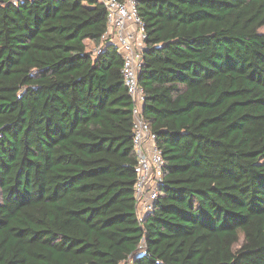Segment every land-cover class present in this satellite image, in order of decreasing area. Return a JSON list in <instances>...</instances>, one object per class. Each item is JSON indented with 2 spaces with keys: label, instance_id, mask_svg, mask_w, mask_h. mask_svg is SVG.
Returning <instances> with one entry per match:
<instances>
[{
  "label": "trees",
  "instance_id": "1",
  "mask_svg": "<svg viewBox=\"0 0 264 264\" xmlns=\"http://www.w3.org/2000/svg\"><path fill=\"white\" fill-rule=\"evenodd\" d=\"M134 1L163 159L141 217L106 6L0 0V264H264V0Z\"/></svg>",
  "mask_w": 264,
  "mask_h": 264
},
{
  "label": "built area",
  "instance_id": "2",
  "mask_svg": "<svg viewBox=\"0 0 264 264\" xmlns=\"http://www.w3.org/2000/svg\"><path fill=\"white\" fill-rule=\"evenodd\" d=\"M107 8V29L101 36L102 41L111 40L123 56L121 73L127 93L133 103L134 119L133 146L139 162V174L135 183L140 217L153 205L158 195L163 159L156 148L154 135L142 117L144 91L138 84L137 72L140 66V53L145 47V33L140 18L136 13L134 0H100ZM134 29L135 37L126 32L128 27ZM112 34L115 39L112 41ZM93 52L100 51L99 46Z\"/></svg>",
  "mask_w": 264,
  "mask_h": 264
},
{
  "label": "crops",
  "instance_id": "3",
  "mask_svg": "<svg viewBox=\"0 0 264 264\" xmlns=\"http://www.w3.org/2000/svg\"><path fill=\"white\" fill-rule=\"evenodd\" d=\"M126 32H128V33L131 32V34L135 37V33H134L133 26H132V27H131V26L128 27V28L126 29ZM111 36H112V41H114V39H115L114 34H112ZM135 39L138 40V37H135ZM86 44L88 45V47H91V46H92V43H91L90 41H86ZM90 44H91V45H90Z\"/></svg>",
  "mask_w": 264,
  "mask_h": 264
},
{
  "label": "rangeland",
  "instance_id": "4",
  "mask_svg": "<svg viewBox=\"0 0 264 264\" xmlns=\"http://www.w3.org/2000/svg\"><path fill=\"white\" fill-rule=\"evenodd\" d=\"M13 1H17V0H13ZM258 32L264 34V25L261 26V27L258 29ZM109 41H111V40H109ZM90 45H91V44H90ZM240 241H241V239H240ZM238 245H239V244H238Z\"/></svg>",
  "mask_w": 264,
  "mask_h": 264
}]
</instances>
